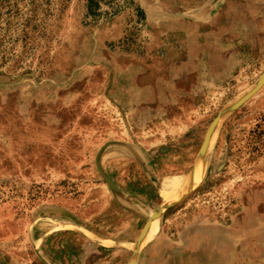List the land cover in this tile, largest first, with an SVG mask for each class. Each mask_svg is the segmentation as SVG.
Here are the masks:
<instances>
[{"label":"rangeland","instance_id":"rangeland-1","mask_svg":"<svg viewBox=\"0 0 264 264\" xmlns=\"http://www.w3.org/2000/svg\"><path fill=\"white\" fill-rule=\"evenodd\" d=\"M0 264H264V0H0Z\"/></svg>","mask_w":264,"mask_h":264},{"label":"bare ground","instance_id":"bare-ground-1","mask_svg":"<svg viewBox=\"0 0 264 264\" xmlns=\"http://www.w3.org/2000/svg\"><path fill=\"white\" fill-rule=\"evenodd\" d=\"M199 175H200V173H199V169H197V172H196V176H195V178H194V180H193V183L194 184H196L197 183V181H198V177H199ZM200 178V177H199ZM193 184V185H194ZM165 187H168L167 185H165ZM149 228H148V231H149V233H148V236L146 237V239H148V238H150L153 234H154V232L156 231V227H155V223L154 222H152V225L151 226H148ZM151 227V228H150Z\"/></svg>","mask_w":264,"mask_h":264},{"label":"trees","instance_id":"trees-1","mask_svg":"<svg viewBox=\"0 0 264 264\" xmlns=\"http://www.w3.org/2000/svg\"><path fill=\"white\" fill-rule=\"evenodd\" d=\"M89 1H91V0H89Z\"/></svg>","mask_w":264,"mask_h":264}]
</instances>
